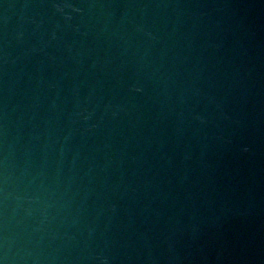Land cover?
I'll list each match as a JSON object with an SVG mask.
<instances>
[{"label":"water","instance_id":"obj_1","mask_svg":"<svg viewBox=\"0 0 264 264\" xmlns=\"http://www.w3.org/2000/svg\"><path fill=\"white\" fill-rule=\"evenodd\" d=\"M0 264H264V0H0Z\"/></svg>","mask_w":264,"mask_h":264}]
</instances>
